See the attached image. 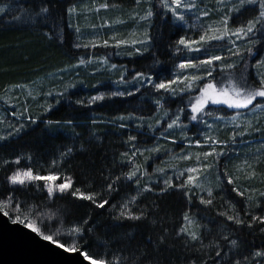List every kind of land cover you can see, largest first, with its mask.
Instances as JSON below:
<instances>
[{"label": "snow or ice", "instance_id": "6c2138e0", "mask_svg": "<svg viewBox=\"0 0 264 264\" xmlns=\"http://www.w3.org/2000/svg\"><path fill=\"white\" fill-rule=\"evenodd\" d=\"M215 8H209L205 3V0H135V5H146L142 11H133L129 19L134 22H144L148 25L143 32L132 33L131 39L121 38L116 34L104 39L98 40L93 36L91 40L86 43H75L72 46L75 48H113L116 51L114 55H126L129 57L146 58L147 55H154L153 48L156 46L157 41L162 38L163 26L168 24L170 30L175 31L177 29L187 27L188 30L195 29L200 32L198 38L190 37L187 34L181 35L173 45H170L174 49L173 55L177 53H187V58L181 57L180 63L176 64L175 71L173 72L172 79L160 80L156 82L153 75L148 74L147 71H134V75H131V79L127 78L128 69L124 68L120 72L119 79L115 81L118 85H128L132 88L131 91H111L109 93H98L89 98L79 99L75 101V104L87 107L98 101H103L106 98L112 97H133L136 93H139L142 88L151 91L149 94L155 93L159 98L154 101L157 112L163 108V101L165 98H179L180 103H184L183 96H188V100L184 107H178L173 115H169L168 111L163 112V116L168 117L166 129L161 131V128L157 127L161 125V120L156 119L155 123H149L147 125L149 130L160 131L161 137L171 143L175 144L176 139L169 134V130L174 129H186L187 125L181 123V115H186L190 121L197 123H204V126L208 130L207 133H201L203 136V143L210 147V151L199 153L196 155L197 166L188 167L180 171L178 174L168 176L162 181V186H154L151 183L144 182L142 180H151V174L148 173L144 164L148 160L152 159L156 154L164 151L167 155V149H163L159 143L151 148L138 147L137 136L129 135L127 140L123 143L129 147V152L121 153V159L119 164L121 167L129 166L127 172L121 171L116 176H104V180L108 181L106 187L102 188L101 192L89 191L86 192L82 188L74 187V180L71 175L61 174L58 171H47V174H40V170H33L32 167L19 168L17 167L10 175L7 176V183L12 191H9L7 196L0 198V213L4 217H7L13 224H22L25 228L31 230L42 240L48 241L57 248L63 249L65 253H78L86 261H91V264H120L119 257H113L108 260L105 256H100L98 259H93L86 251H81L82 245L79 244V240L83 238L85 231L91 232L92 228L87 227L89 219L83 220L82 223L73 224L67 229L57 228L54 232L46 233L43 230L44 218L48 221H52L59 214V210H47L44 212L34 211L35 205H29L27 210L22 207L23 201L19 200L13 195L15 186L21 188H27L29 185H34L39 192L46 191L47 200L49 203L54 202L59 195L61 198L65 194L71 195L73 198L82 201H89L97 208L103 209L109 200L103 195L104 193L111 195L112 192L117 191L116 185L121 181L135 182L136 195H132L130 198L125 199L119 204V212L114 219L116 220H130L141 221L147 218V209L134 212L130 209V205L135 204L143 193L156 192L157 195L163 196L172 189L179 190L186 198L189 204L192 203L194 197L198 198L199 204L205 207L211 206L214 201V188L209 184L205 185L206 173L217 164L220 157L224 155V151H217L216 146L227 143L228 141H222L217 136L212 135L214 131L213 125L206 122V117L212 115L207 111L206 106L216 105L220 106L216 111H226L228 109L237 110L235 115L231 117L233 121L245 117L247 113H251V116L242 120L240 124H235L233 127L232 135L228 138L231 143L237 142V137H244L246 133L252 132L260 133L261 139L264 140V128L258 126L261 116H264V57H261L256 61L255 65H250L248 59L252 58L256 54V48L258 45L264 46V0H214ZM200 4H205L204 8H200ZM117 7V5L109 4L106 2L99 4L95 8L87 9V11L99 12L100 9H109ZM5 7H0V13H5ZM65 14L69 21L74 15L79 14V10L75 5L67 7ZM243 12L253 13L252 17L247 19L246 23H240L236 27H232L231 23L235 19H238ZM42 14H48L44 16V23L46 25L49 18L53 23H56V18L51 16L50 6H45L43 2L36 13L37 16ZM212 15L218 16V19L212 20L207 24L201 23V18H209ZM159 16L160 19V31L156 35H153L150 29L155 28L152 23L154 17ZM170 16V20H169ZM194 17V22L189 24V19ZM63 19V17H61ZM123 20L117 19L112 23H123ZM105 25H109V21L105 20L99 27L103 28ZM60 27L59 24H56ZM67 27L73 28L74 26L69 22ZM91 28L96 29V25H90ZM76 39L82 38V30L79 26L74 27ZM49 40L54 37L62 44L64 42L63 29L59 33L49 29V32L45 33ZM240 42V43H238ZM227 49L228 55H211L213 50L223 51ZM203 55L204 59H199V55ZM232 62L227 63L226 61ZM98 61L101 64H107V55L102 57H90L87 61L80 59L79 64H91ZM155 64H159L160 61H154ZM151 67V66H149ZM118 66L116 64L111 65L112 70H116ZM255 68V79H250L249 70ZM219 70V75H215ZM188 70H192V74H185ZM79 83H82L80 81ZM74 83L67 84L63 87L62 91L56 92V96L63 99L69 88H74ZM95 87V85H93ZM53 93H44L45 96H50ZM31 95V93H29ZM7 103V100L5 101ZM56 104H60V99L56 100ZM223 106H226L224 108ZM53 104H48L44 108V112H49L53 109ZM187 110V111H186ZM239 110H245L241 112ZM25 113H29L25 123L11 124L7 123L4 117H0V129L7 127L10 129L5 134L0 131V142L8 141L10 137L18 136L23 133L29 125H36L38 122L37 117H33L30 114V109L25 106L21 112H13L11 115L14 117H24ZM121 121L125 119H133L132 114L127 117H119ZM141 123L137 124V128L143 127V117H138ZM224 117H217V120H223ZM47 125H55L57 129L61 128L59 121H44ZM72 121L65 122V126H71ZM93 124L97 121L93 120ZM128 125L120 123L119 128L125 129ZM78 135V134H77ZM181 140H188L187 132L182 131ZM243 142V141H241ZM197 145L201 143L199 139L195 141ZM190 144V142H189ZM73 153V148H67L60 154V160H53L49 165V169H56L60 167L62 161L70 157ZM130 153V154H129ZM148 153V155H145ZM264 156V143H261L260 147L256 149L255 160H244L241 165L237 166V173L243 172L244 175H230L227 170L222 173L217 171L215 187L224 191V186L221 183V176L225 177L227 184L231 185V192L236 196L244 198V215L240 214L236 205L230 201H225L228 205L227 210L218 213L219 216H223L227 221H232L237 226L245 225V218L250 216V220H247V227L252 229L254 225H260V232L264 233V215H260L255 212L256 209L264 207V190H260L254 187H241L238 181H250L257 177L256 164ZM143 157V163H137L136 158ZM22 156H16L14 160H3L0 166H6L10 163L19 165ZM209 158H212L211 162ZM27 159L31 161V156ZM175 160H188L189 156L179 155L173 157ZM115 166V165H114ZM174 167V165H173ZM155 173H165V168H154ZM187 174L186 179H181ZM181 181L180 183H174ZM43 181L41 185L39 182ZM264 183V180L261 181ZM196 189H199V193H206L207 198L204 195L197 193ZM114 209L117 205L112 206ZM231 213V214H229ZM184 224L177 231V236L183 235L185 237L184 243L188 248H193L194 245H199L194 248V251L203 255V259L200 260V264H264V250L256 249L249 255H243L232 259L229 256V252L232 248H238V242L236 239H230L227 234L221 237V240L227 241L231 247L226 252L221 247L220 240L210 241L209 244H204L203 237L199 232L200 225L195 221L193 217L185 212L183 215ZM154 224L155 221H152ZM68 236L72 238L70 244L61 242V237ZM87 243L86 241L84 242ZM164 243V237L161 236L159 244ZM214 251V257L208 255L209 251ZM143 255V253H141ZM127 259V258H125ZM139 257H133V264H137ZM190 264H197L195 259L190 261Z\"/></svg>", "mask_w": 264, "mask_h": 264}, {"label": "trees", "instance_id": "16d2710c", "mask_svg": "<svg viewBox=\"0 0 264 264\" xmlns=\"http://www.w3.org/2000/svg\"><path fill=\"white\" fill-rule=\"evenodd\" d=\"M85 1L87 0H0V5L9 7L8 11L0 15V87L5 83L29 82L40 73L45 74L55 68L63 67L77 58L76 50L72 46L76 43V34L74 28L67 27L70 21L64 10ZM42 2L45 6H50L51 16L56 18V23L49 18L45 25L44 16L48 14L36 15ZM107 2L117 5L115 8L122 10L133 8L135 5V0H107ZM252 15L253 13L243 12L238 19L230 22L231 26L234 28L240 23H246ZM152 23L155 28L150 31L156 35L160 31L159 16L154 17ZM61 28L64 36L62 44L55 37L49 40L45 35L49 29L59 33ZM184 31L183 28L172 31L170 26L165 24L162 38L153 48L154 55L146 54V58H125L122 61L123 64L129 72L147 71L155 80L172 79L178 55H173L174 49L170 45L184 35ZM262 47L257 46L259 49ZM259 53L260 51L256 52L254 57L246 58L250 65H253ZM156 60L160 63L155 64ZM249 77L252 79V68L249 70ZM101 88L94 91H99ZM143 91L147 92L143 94ZM150 91V88L141 89L133 97L105 99L87 107L75 104L80 95L72 92L69 94L71 99L61 101L51 111L37 117L36 125H29L18 136L0 142V164L3 160H14L16 156L23 157L19 165L10 163L0 166V198H4L9 191L13 190L7 183V176L17 167H32L34 171L39 169L42 175L47 174L49 170L58 171L61 174L71 175L74 187L82 188L86 192H101L108 183L104 180V176H116L121 171L129 170V166L121 167L119 164L121 153L129 152L128 145L123 143L129 135L137 136L138 147H147L151 143L149 137L143 136L146 130L143 132L141 129L146 128L145 125L137 128L138 123L129 119L123 121L119 119L129 114L142 117L152 115L156 109L155 104L140 100V97L149 95L147 93ZM90 95V92L85 93V97ZM166 105L172 110V107H179L182 103L179 98H170ZM68 120L73 122L71 126H65ZM93 120L97 123L93 124ZM44 121H59L61 128L57 129L54 124L47 125ZM25 122L26 120L21 121V123ZM120 123H125L128 127L120 129ZM246 140L252 142V151L264 143L260 133L251 134ZM169 145L174 151L181 146L178 143ZM218 146L223 148L227 144ZM69 147L73 148L71 156L65 158L60 167L49 169L51 162L54 159L59 161L60 154ZM204 148L199 146L200 150ZM28 156L32 158L30 162L27 159ZM156 157H159L162 162L164 156L156 155L154 159ZM248 159L255 160V154H251ZM255 170L256 179L241 180L237 183L242 188L250 186L264 190V183L261 182L264 180V156L256 164ZM229 174L237 175L231 169ZM238 175L242 177L244 173L240 172ZM154 176L156 175L153 174ZM224 178L221 176V183L225 190L215 188L213 204L207 207L199 204L196 197L189 204L187 198L177 189H172L163 196L157 195L156 192L143 193L135 204L129 206L134 212L147 209V218L141 221L114 219L119 212V204L132 195H136L134 181L121 180L116 185L117 191L112 192L111 195L104 193L109 203L103 209L97 208L89 201L77 200L69 194H65L63 198L57 195L55 201L49 203L46 191L39 192L34 185H29L27 188L15 186L13 195L24 202L22 207L25 210L29 205H35L34 211L39 212L59 210L58 216L51 222L44 218L43 230L46 233L54 232L57 228L67 229L73 224L89 219L87 227L92 228V231H85L79 244L82 245L81 251L88 252L93 259H98L100 256H105L108 260L119 257L120 264H133V257L136 256L139 257L137 264H190L193 259L200 264V260L204 257L194 251V248L199 245L188 248L184 243L185 237L177 236V231L184 224L185 212H188L200 225L199 232L204 244L220 240L221 247L228 252L231 246L227 241L221 240V237L227 234L230 239H236L239 247L232 248L229 252L232 259L249 255L256 249L264 250V233L259 230L261 226L254 225L252 229L247 227L250 216L245 218V225L237 226L218 215L219 212L227 210L228 205L225 201L234 203L241 216L244 215V198L232 193V186L228 185ZM39 183L42 185L43 181ZM151 184L157 186L158 191L162 181ZM200 195L207 198L206 193H200ZM113 205L117 207L114 209ZM255 212L264 215V207L256 209ZM152 221L155 223L153 224ZM161 236L164 237L163 244H159ZM61 242L70 244L72 238L63 236ZM208 255L214 257V251L210 250Z\"/></svg>", "mask_w": 264, "mask_h": 264}, {"label": "rangeland", "instance_id": "374dc122", "mask_svg": "<svg viewBox=\"0 0 264 264\" xmlns=\"http://www.w3.org/2000/svg\"><path fill=\"white\" fill-rule=\"evenodd\" d=\"M105 0H87L83 3H80L78 5H75L77 9L79 10L78 15H74L70 23L75 27L79 26L82 30V38L80 40L76 39V43H86L89 40L93 38V36L97 37L98 40L102 41L104 39H107L108 37L112 36L113 34L118 35L121 38L125 39H131L132 33H140L143 32L145 27H148L147 24L144 22H134L129 17L131 16L133 11H142V9L146 5H140L137 7L136 5L133 6V8L122 10L118 8H109V9H100L99 12L95 11H87V9H92L98 6L99 4L104 3ZM205 3L209 8H215V2L214 0H205ZM0 7H5L6 11L9 10V7L7 5H0ZM205 4H200V8H204ZM5 11V12H6ZM3 13H0V15ZM117 19L123 20V23H112L113 21H116ZM218 19V16L212 15L209 18H201V23L207 24L212 20ZM69 20V19H68ZM109 21V25H105V27L100 28L99 26L105 21ZM170 20V16H169ZM194 22V17L189 19V24ZM90 25H96L97 28L93 29L90 27ZM73 27V28H74ZM185 31L184 35L187 34L190 37L198 38L200 32L192 29L188 30L187 27L183 28ZM240 43V42H238ZM75 53L77 55V58L72 60L71 63L60 67L55 68L54 70H51L49 72H46L45 74H38L33 79H31L29 82H16V83H5L0 87V117H4L5 121L7 123L16 124L21 123V121L27 120V117L29 113H25L24 117L18 118L14 117L11 114L13 112H21L23 111V108L27 106L30 109V114L33 117H39L42 114L46 113L44 112V108L48 104H53L54 107L57 105L56 100L60 99V102L63 100H69L71 97L69 96L72 92H77V95H80L79 99H87L89 97H85V93L90 92L91 96L96 95L98 93H109L111 91H131L132 88L128 85H118L115 83L119 79L120 72L126 68V66L123 64V60L125 58H131L126 55H114L113 53L116 51L113 48H103V47H97V48H75ZM257 53L260 51L259 56L256 60H254L253 65L256 64V61L259 60L261 57H264V46L262 49L257 48L255 50ZM211 55H223L227 56L228 52L225 48L223 51L220 50H213ZM107 55L108 63L107 64H101L98 61H95L91 64H79L78 61L80 59L88 60L90 57H102ZM178 55V63H180L181 57L187 58V53H177ZM192 55H199V59H204L205 57L200 54H192ZM227 63L232 62L231 60L226 61ZM116 64L118 68L116 70L111 69V65ZM255 68H252V79H255ZM185 74H192V70H188ZM131 75H134L133 71L129 72L127 74V78L130 80ZM215 75H219V70L217 69V73ZM174 78V77H172ZM162 79H156V82H160ZM82 81V83H79ZM74 83L76 86L74 88H69L68 92L65 94V97L61 99L60 97L56 96V92L62 91L63 87L67 84ZM95 85V87H93ZM102 87L101 90L95 89ZM144 89V88H142ZM151 90V89H150ZM52 92L53 94L50 96H45L44 93ZM147 91H143V94ZM31 93V95H29ZM149 94V93H147ZM127 97V96H126ZM116 98L112 97L111 99ZM159 97L152 93L151 95H146L145 97H140L141 102L147 100V102L153 103L156 99ZM75 99H77L75 97ZM78 99V100H79ZM107 99V98H106ZM170 98H165V101H163V108L157 112V109H155V112L150 115L149 117H143V125L146 126V128H142L141 130L144 132V137H149L151 140V143L147 148H151L155 146L157 143L161 145L163 149L169 150L167 155L164 151L156 154L160 155L162 154L164 157L162 158V162L159 157H154L146 164H144V167L147 169L148 173L151 174V180H142V182H148V183H156L157 181H163L168 176L175 177L176 174H178L180 171H182L185 168L188 167H195L197 166L196 162V155L199 153H203L206 151H210V147L204 143H200L197 145L195 141L199 139L200 141H203V136L200 135L201 133H207L208 130L204 126V123H197L195 121H190L187 119L186 115H181V123L187 125L186 129H174L169 130V134L176 139V143L180 144L181 146L177 148L176 151L173 150L171 147V140H164L161 135L160 131H152L149 130L147 125L149 123H155L156 119L161 120V125L157 126L161 128V131L163 129H166L167 123L169 122L168 117L163 116L164 111H168L169 115H173L178 108L172 107V110L169 109V107L166 105L167 102H169ZM7 100V103L5 102ZM184 103L187 102L188 96H183ZM146 102V103H147ZM180 105L179 107H184L185 104ZM145 105V103H143ZM142 105V104H140ZM184 105V106H183ZM220 106L216 105H208L206 106L207 111L211 112L212 115L207 116L206 122L208 124L213 125L214 131L211 133L214 136H217L222 141H228L227 143L223 144L226 145V147L223 146V148L216 146L217 151H224V155L219 158L217 164L213 166L212 169H210L206 173V180H204V184L211 185L214 189L216 184V175L217 172H223L231 169L234 174L237 173L236 169L237 166L241 165L244 160H249L248 157L251 154L256 153V149L252 151L251 148H253L252 142L246 140L247 137L251 134H254L255 132H252L251 134L246 133L244 137H237V142L235 144L231 143V141L228 140V138L232 135L233 127L235 124H240L243 119L248 118L251 116V113H247L245 117H242L241 119H238L236 121H233L231 117L235 115V112L237 110L234 109H228L226 111H216V109ZM226 108V106H223ZM140 108V107H139ZM187 111V110H186ZM241 112H244L245 110H239ZM138 117L142 116H133V119H129L132 122L135 123H141ZM217 117H224L223 120H217ZM259 127L264 128V116H261V119L258 124ZM7 127H3L0 129V131H3L5 134L7 131H9ZM187 132L188 140H181V132ZM259 134V133H257ZM243 141V142H241ZM190 142V144H189ZM175 143V144H176ZM199 146L205 147L204 149H199ZM146 147V146H145ZM141 147V148H145ZM234 147V148H233ZM259 148V147H258ZM187 155L189 156L188 160H175L173 157L179 156V155ZM145 155H148V153H145ZM143 157H137L136 162L143 163ZM212 158H209L208 162H211ZM237 160H240L237 162ZM233 161V162H232ZM251 161V160H249ZM161 162V164H160ZM174 165V167H173ZM163 167L165 168V173H155L153 172L154 168ZM153 174L156 175L153 177ZM187 174H185L184 177L181 179H186ZM226 180V178H224ZM175 182H181L176 181ZM197 193H199V189H196ZM200 194V193H199Z\"/></svg>", "mask_w": 264, "mask_h": 264}, {"label": "water", "instance_id": "95a60500", "mask_svg": "<svg viewBox=\"0 0 264 264\" xmlns=\"http://www.w3.org/2000/svg\"><path fill=\"white\" fill-rule=\"evenodd\" d=\"M0 264H91V261L78 253H65L0 213Z\"/></svg>", "mask_w": 264, "mask_h": 264}]
</instances>
